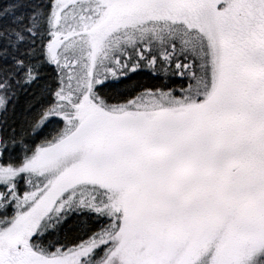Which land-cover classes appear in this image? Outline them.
Here are the masks:
<instances>
[{
    "label": "snow or ice",
    "instance_id": "obj_1",
    "mask_svg": "<svg viewBox=\"0 0 264 264\" xmlns=\"http://www.w3.org/2000/svg\"><path fill=\"white\" fill-rule=\"evenodd\" d=\"M0 264H264V0L0 4Z\"/></svg>",
    "mask_w": 264,
    "mask_h": 264
},
{
    "label": "trees",
    "instance_id": "obj_2",
    "mask_svg": "<svg viewBox=\"0 0 264 264\" xmlns=\"http://www.w3.org/2000/svg\"><path fill=\"white\" fill-rule=\"evenodd\" d=\"M5 2H6V0H0V4H3ZM141 79L143 80L144 83H146L149 86H151L153 84H159L160 83V81L152 80L150 77H147V76H145Z\"/></svg>",
    "mask_w": 264,
    "mask_h": 264
},
{
    "label": "rangeland",
    "instance_id": "obj_3",
    "mask_svg": "<svg viewBox=\"0 0 264 264\" xmlns=\"http://www.w3.org/2000/svg\"><path fill=\"white\" fill-rule=\"evenodd\" d=\"M181 83H182V81H180L179 78H176V79H175V83H174L173 86L176 87V88H179L180 85H181Z\"/></svg>",
    "mask_w": 264,
    "mask_h": 264
}]
</instances>
